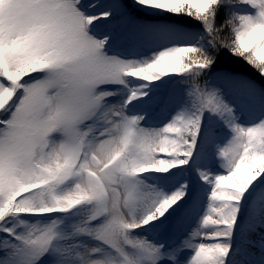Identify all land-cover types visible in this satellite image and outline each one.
<instances>
[{"label": "snow or ice", "instance_id": "6c2138e0", "mask_svg": "<svg viewBox=\"0 0 264 264\" xmlns=\"http://www.w3.org/2000/svg\"><path fill=\"white\" fill-rule=\"evenodd\" d=\"M0 264H264V0H0Z\"/></svg>", "mask_w": 264, "mask_h": 264}]
</instances>
